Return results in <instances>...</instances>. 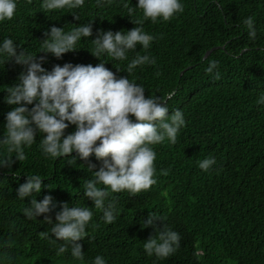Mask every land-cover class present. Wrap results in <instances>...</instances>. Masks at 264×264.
<instances>
[{
  "label": "trees",
  "instance_id": "16d2710c",
  "mask_svg": "<svg viewBox=\"0 0 264 264\" xmlns=\"http://www.w3.org/2000/svg\"><path fill=\"white\" fill-rule=\"evenodd\" d=\"M179 2L183 12L153 23L143 18L140 9L129 16L124 4L136 7L138 0H101L102 7H97V0H84L82 7L52 11L41 7L43 0H16L13 18L0 21V44L10 38L37 59L46 57L42 64L46 70L66 63H105L117 78L142 85L145 98L166 101L169 116L179 109L185 119L175 144L166 138L150 146L156 153V184L139 193H111L109 199L116 201L117 209L113 223H107L103 212L84 195L85 181L94 177L88 161L77 153L46 156L41 148L44 134L39 131L35 142L24 146V161H17L15 153L9 154L7 146L0 144V264H93L98 255L106 264H264V104L256 103L264 93V0ZM249 16L255 22L254 39L243 23ZM137 19H143L144 31L156 37L149 49L137 45L127 53V60L106 53L97 59L91 54L98 31L127 32L137 26ZM89 22L93 35L82 37L75 51L60 59L43 53L42 42L51 27L68 32ZM138 53L154 57L156 63L137 66L129 74L127 65ZM6 59L0 56V141L6 114L16 107L5 103L6 87L17 84L26 71L14 61L5 63ZM213 60L218 67L208 73ZM33 106L27 105L29 110ZM75 130L69 124L64 135ZM10 157L13 163L4 166ZM208 157L217 162L203 171L197 161ZM89 161L97 166L94 170L99 169L94 154ZM31 175L41 177V192L18 198L19 186ZM46 195L58 205L92 208L87 236L77 242L82 245L83 261L71 256L70 247L58 256L65 242L52 235L53 225L43 215L29 219L24 214L31 199L40 202ZM56 211L59 206L49 214L53 223ZM150 214L160 218L156 227L165 224L181 237L179 248L167 258L149 256L144 250V242L156 235L152 227H143ZM41 232L48 237L42 238Z\"/></svg>",
  "mask_w": 264,
  "mask_h": 264
},
{
  "label": "clouds",
  "instance_id": "9594fccd",
  "mask_svg": "<svg viewBox=\"0 0 264 264\" xmlns=\"http://www.w3.org/2000/svg\"><path fill=\"white\" fill-rule=\"evenodd\" d=\"M84 0H43L41 7L46 11L58 9H75L82 7ZM97 7H102L97 0ZM129 16L136 9L142 11L144 19L153 23L158 18L170 20L174 14L183 12L184 6L179 0H138L136 7L124 4ZM16 0H0V21L11 20L16 12ZM76 18V17H75ZM77 19V18H76ZM143 19H137V25L130 31H98L96 38L91 41L94 51L91 53L99 59L103 54L115 60H127V53L135 51L137 45L144 50L156 38L146 33ZM249 30V36L255 38L254 18L249 16L243 21ZM93 35V25L89 22L76 26L68 32L55 26L46 32L42 42L43 53H51L57 59L63 54L75 51V46L82 37ZM18 47L20 50L18 51ZM0 56L6 57V62L14 61L25 67L21 72L18 83L6 87L5 103L14 107L6 114V131L0 144L7 146L9 154L15 153L17 161L27 159L24 146L35 142L37 131L43 133L41 148L46 156L52 158L70 157L73 152L79 158L88 161V170L93 173V179L84 183V195L94 202V208L103 212L107 223L116 219V201L110 200L111 193L127 190L139 193L148 190L156 184L154 161L156 153L151 145L159 144L166 138L175 144L179 130L185 126L183 112L175 110L170 116L166 101L160 97L145 98V88L129 78L117 76L105 63L96 66L55 65L51 71L42 67L46 57L37 59L10 38H5L0 44ZM156 60L148 54L139 53L128 63L129 74L140 65H155ZM218 61H209L206 69L212 73L218 67ZM215 78H220L217 71ZM257 104H264L262 93ZM27 105H34L30 110ZM130 117H134L136 122ZM66 121L68 123H66ZM69 124L75 125L76 130L65 136ZM95 155L100 162L96 165L89 161ZM75 161V158H72ZM214 157L197 161L203 171H208L216 164ZM12 158L4 161V166L10 167ZM103 185L104 187H98ZM42 189V179L39 175L27 176V181L18 188V198L25 199L39 194ZM55 212V223L50 213ZM24 214L29 218L44 216V221L52 224L51 233L56 240L64 241L58 248L57 255L66 253L71 248V256L84 260L82 245L77 243L86 236V226L93 218L92 208L72 206L67 203L58 205L51 195L43 200L31 199L30 206L24 208ZM160 220L155 214H150L144 228L152 227L156 232L144 242L147 255L153 254L161 259L174 254L180 245V235L163 225L158 228L155 221ZM47 238V232L40 233ZM8 259V254H3ZM93 264H106L104 257L96 256Z\"/></svg>",
  "mask_w": 264,
  "mask_h": 264
},
{
  "label": "water",
  "instance_id": "95a60500",
  "mask_svg": "<svg viewBox=\"0 0 264 264\" xmlns=\"http://www.w3.org/2000/svg\"><path fill=\"white\" fill-rule=\"evenodd\" d=\"M216 49H217V48H214V49L208 51V52L206 53L204 59L207 58V57H208V56H209L214 50H216Z\"/></svg>",
  "mask_w": 264,
  "mask_h": 264
},
{
  "label": "rangeland",
  "instance_id": "374dc122",
  "mask_svg": "<svg viewBox=\"0 0 264 264\" xmlns=\"http://www.w3.org/2000/svg\"><path fill=\"white\" fill-rule=\"evenodd\" d=\"M226 264H236V263L233 261H228Z\"/></svg>",
  "mask_w": 264,
  "mask_h": 264
}]
</instances>
